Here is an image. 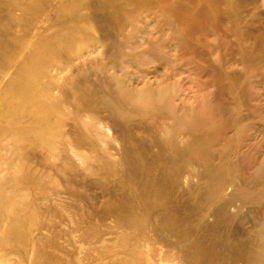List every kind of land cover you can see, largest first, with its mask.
<instances>
[{"label":"rangeland","instance_id":"rangeland-1","mask_svg":"<svg viewBox=\"0 0 264 264\" xmlns=\"http://www.w3.org/2000/svg\"><path fill=\"white\" fill-rule=\"evenodd\" d=\"M0 264H264V0H0Z\"/></svg>","mask_w":264,"mask_h":264}]
</instances>
